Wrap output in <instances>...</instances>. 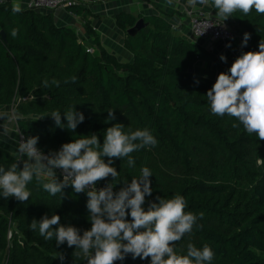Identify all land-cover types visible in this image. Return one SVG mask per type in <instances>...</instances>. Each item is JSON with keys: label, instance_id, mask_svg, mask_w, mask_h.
Wrapping results in <instances>:
<instances>
[{"label": "trees", "instance_id": "obj_1", "mask_svg": "<svg viewBox=\"0 0 264 264\" xmlns=\"http://www.w3.org/2000/svg\"><path fill=\"white\" fill-rule=\"evenodd\" d=\"M11 8L9 2L0 5V107L15 106L24 139L39 137L38 149L49 154L92 134L102 144L106 129L115 123L123 124L125 132L148 128L157 145L133 152L134 167L126 158L114 159L119 183L113 182V191L138 178L146 166L152 172V195L146 196L145 210L158 196L179 194L186 200L185 211L198 216L192 232L174 245L178 254L186 255L189 243L198 249L207 244L215 254L211 264H264V141L249 136L234 117L213 115L206 94L217 77L189 72L199 62L213 63L218 75L230 68L202 45L175 36L159 16L143 18L148 26L126 36L124 47L133 60L121 62L90 27L92 53L72 28L56 24L52 12L13 14ZM69 10L81 15L77 6ZM232 20L243 39L250 34L246 52L258 51L264 15L253 9L247 16L235 13ZM136 22L130 14L116 18L125 32ZM13 28L19 29L15 38ZM73 107L84 121L75 131L57 127L50 114L60 111L66 125L63 112ZM112 110L116 118L109 121ZM17 162L0 147V167L7 170ZM22 167L19 163L18 170ZM111 182L108 177L97 185ZM27 187L31 196L23 203L0 193V264H87L75 246H58L55 238L46 240L38 227H29L33 220L56 214L60 223L54 229L71 225L82 235L91 228L86 192L77 194L68 186L62 195L51 196L35 178ZM114 264L151 262L129 254Z\"/></svg>", "mask_w": 264, "mask_h": 264}, {"label": "clouds", "instance_id": "obj_2", "mask_svg": "<svg viewBox=\"0 0 264 264\" xmlns=\"http://www.w3.org/2000/svg\"><path fill=\"white\" fill-rule=\"evenodd\" d=\"M167 3L171 5L173 0ZM187 3L191 7L211 4L222 21L237 12L247 16L253 9L264 15V0H187ZM11 11L17 14L23 9L19 3H13ZM18 32L19 29L13 28L11 36L15 38ZM249 39L250 34L245 33L242 46ZM220 59L226 62L223 54ZM44 86H48L47 81ZM206 97L213 115L234 117L249 136L254 134L264 141V40L259 43L258 51L242 53L227 73L221 72ZM108 113V120H115L114 110ZM63 114L66 125L61 122L60 111L50 116L57 127L72 131L85 119L75 107ZM38 140L36 136L20 140L18 152L26 159L13 163L7 170L0 167L3 198L28 201L31 192L27 185L34 178L42 182L43 190L51 196L62 195L63 189L71 186L77 194L86 192L91 223V228L81 235L80 230L71 225L54 229L53 226L60 223V216L54 214L49 218L45 215L39 222L33 220L29 225L32 230L38 227L44 239L55 238L58 246L65 242L68 247L75 246L76 254L83 255L87 264H114L129 254L133 259L150 258L151 264H211L215 254L207 244L198 249L189 243L186 255L178 254L174 247L192 232L198 219L196 214L185 211L187 203L183 196L176 194L171 199L158 196L149 203L147 210L142 207L146 196L152 195V172L148 167H143L140 176L124 183L118 192L113 191V182L119 183V173L112 166L114 159L126 158L128 166L134 167L133 152L157 145L158 141L148 128L125 132L123 124L115 123L106 129L102 144L98 136L92 134L64 143L59 151L47 155L38 149ZM104 157L108 158L107 162ZM19 162L23 163L20 170ZM55 169L62 171V180L57 179ZM44 177L51 179L43 182ZM108 177L112 182L97 190V183ZM202 217L200 213L199 218ZM60 258L63 260L62 256Z\"/></svg>", "mask_w": 264, "mask_h": 264}, {"label": "crops", "instance_id": "obj_3", "mask_svg": "<svg viewBox=\"0 0 264 264\" xmlns=\"http://www.w3.org/2000/svg\"><path fill=\"white\" fill-rule=\"evenodd\" d=\"M8 2L11 4L19 3L23 10H27L29 0H8ZM77 7L81 11V15L75 14L69 9L53 11L56 24L61 27L72 28L86 46L94 50L92 31L98 36L102 47L115 55L121 62H132L133 56L124 47L126 32L119 29L116 24V18L120 14H130L137 20L153 16L164 18L171 25L175 36L198 43L205 48L214 46V53L218 57L222 54L227 57L226 63L220 61L227 68L231 67L238 56L246 52V45L242 46V35L232 26V17L224 22L231 26L235 32H238L240 37L227 49L220 44H211L209 41L197 40L193 37L190 29L192 16L203 14L218 18L210 4L207 6L197 4L195 7H191L187 0H173L171 5L167 3V0H77ZM88 27L91 28V31L87 29ZM210 65H212L211 62H199L195 71L198 75L205 76L203 74L208 72L207 69ZM199 69H201L200 73ZM12 107V105L0 107V147L15 156L18 149L17 134L20 127L15 108Z\"/></svg>", "mask_w": 264, "mask_h": 264}, {"label": "built area", "instance_id": "obj_4", "mask_svg": "<svg viewBox=\"0 0 264 264\" xmlns=\"http://www.w3.org/2000/svg\"><path fill=\"white\" fill-rule=\"evenodd\" d=\"M7 2L8 0H0V5ZM74 6H77V0H29L27 9L38 12H53L57 9H69ZM190 29L195 39L209 41L211 44H220L225 49L229 47V44L231 45L238 39V37H240L239 33L235 32V30H233L226 22L216 17L206 16L203 14L194 15L190 18ZM213 47L214 46H210L207 50L214 53ZM88 51L92 53L94 50L92 48H88ZM22 139H24L22 132L21 130H18V147L19 141ZM15 157L17 161L23 159V157L20 156L18 149ZM54 171L56 173V177L62 180V171L60 169H55ZM96 187L97 190L100 189L98 185H96Z\"/></svg>", "mask_w": 264, "mask_h": 264}, {"label": "water", "instance_id": "obj_5", "mask_svg": "<svg viewBox=\"0 0 264 264\" xmlns=\"http://www.w3.org/2000/svg\"><path fill=\"white\" fill-rule=\"evenodd\" d=\"M148 26V23H146L144 21V19H139L137 20V22L135 23V25L131 28H129L127 31H126V34L128 36H135L137 35L138 32H140L143 28H146ZM1 36L2 38L5 40V35L4 33H1ZM190 73H194L195 70L194 69H191L189 71Z\"/></svg>", "mask_w": 264, "mask_h": 264}, {"label": "rangeland", "instance_id": "obj_6", "mask_svg": "<svg viewBox=\"0 0 264 264\" xmlns=\"http://www.w3.org/2000/svg\"><path fill=\"white\" fill-rule=\"evenodd\" d=\"M219 58V60L222 62V63H226V62H224V61H222L221 59H220V57H218ZM226 60H227V57H226ZM213 67H215V65L212 63V65H210L209 66V69H207V73L205 72L203 75H205L204 77H210V78H216V77H218V72H217V70H216V67L213 69ZM199 71V73L201 72V69H199L198 70ZM11 106V105H10ZM13 106V105H12ZM12 108H15V106H13ZM11 108V109H12ZM18 135V134H17ZM18 137V136H17ZM18 140V139H17Z\"/></svg>", "mask_w": 264, "mask_h": 264}]
</instances>
